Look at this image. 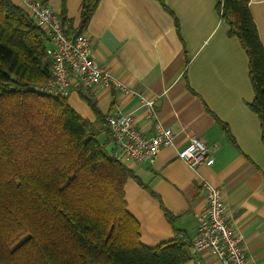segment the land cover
<instances>
[{"label": "crops", "instance_id": "1", "mask_svg": "<svg viewBox=\"0 0 264 264\" xmlns=\"http://www.w3.org/2000/svg\"><path fill=\"white\" fill-rule=\"evenodd\" d=\"M39 1L65 18L66 35L77 33L81 0ZM247 1L264 49V0ZM12 2L20 7V0ZM217 4L218 0H163V5L158 0H98L81 32L109 79L87 90L74 89L67 103L90 121L95 115L88 100L104 116L132 115L144 135L152 134L156 123L172 130L173 145L162 148L153 162L123 164L155 194L133 179L124 186L127 212L139 224L142 245L153 248L172 241L176 232L180 238H193L209 184L221 189L224 216L249 264H264L261 127L248 106L254 93L247 56L238 39L228 37ZM145 100L153 102L152 110ZM189 136L202 140L209 155L194 168L177 154ZM160 203L174 215V226ZM190 251L187 264H219L209 255Z\"/></svg>", "mask_w": 264, "mask_h": 264}, {"label": "trees", "instance_id": "2", "mask_svg": "<svg viewBox=\"0 0 264 264\" xmlns=\"http://www.w3.org/2000/svg\"><path fill=\"white\" fill-rule=\"evenodd\" d=\"M97 3L81 0L77 33ZM248 10L247 0H218L228 37L238 39L248 59L254 93L248 106L260 122L264 147V49ZM43 33L12 0H0V264L189 263L190 243L177 232L153 248L140 243L124 186L133 179L155 194L111 157L106 116L88 100L95 119L86 120L67 98L39 90L50 74ZM159 206L174 226V215Z\"/></svg>", "mask_w": 264, "mask_h": 264}, {"label": "built area", "instance_id": "3", "mask_svg": "<svg viewBox=\"0 0 264 264\" xmlns=\"http://www.w3.org/2000/svg\"><path fill=\"white\" fill-rule=\"evenodd\" d=\"M33 23L44 32L49 59V79L39 90L51 96L68 98L74 89L87 90L104 84L109 79L106 68L92 57L88 36L82 32L66 35L61 16L55 14L39 0H20V7ZM151 108L153 102L145 100ZM114 144L111 157L122 164L153 162L162 148L173 145V133L169 128L154 124L153 133L144 135L136 126L132 115H106ZM208 149L202 140L189 136L185 147L178 151V158L192 168L208 160ZM204 211L197 216L196 233L190 243L195 254H206L219 264H249L246 250L240 238L224 216L225 206L220 188L205 184Z\"/></svg>", "mask_w": 264, "mask_h": 264}, {"label": "rangeland", "instance_id": "4", "mask_svg": "<svg viewBox=\"0 0 264 264\" xmlns=\"http://www.w3.org/2000/svg\"><path fill=\"white\" fill-rule=\"evenodd\" d=\"M22 238H24V237H22ZM19 242H20V239H19L18 241H16L15 243H13V244L11 245V248H13V247H15L16 245H18Z\"/></svg>", "mask_w": 264, "mask_h": 264}]
</instances>
